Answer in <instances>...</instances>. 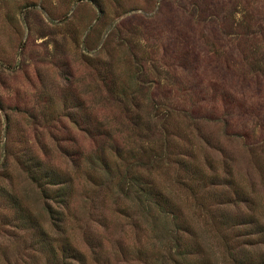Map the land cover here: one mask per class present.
<instances>
[{
	"label": "rangeland",
	"instance_id": "374dc122",
	"mask_svg": "<svg viewBox=\"0 0 264 264\" xmlns=\"http://www.w3.org/2000/svg\"><path fill=\"white\" fill-rule=\"evenodd\" d=\"M0 264H264V0H0Z\"/></svg>",
	"mask_w": 264,
	"mask_h": 264
},
{
	"label": "trees",
	"instance_id": "16d2710c",
	"mask_svg": "<svg viewBox=\"0 0 264 264\" xmlns=\"http://www.w3.org/2000/svg\"><path fill=\"white\" fill-rule=\"evenodd\" d=\"M53 183L54 182H57V181H52ZM45 192V191H44ZM67 192V185H63L61 188L58 187V190L55 191V193L57 194V197H60L59 200L64 197V193ZM68 192H69V187H68ZM50 213H51V216L53 215L54 210L52 208H50ZM55 216V214H54ZM57 216V215H56ZM68 250L70 251V249L68 248Z\"/></svg>",
	"mask_w": 264,
	"mask_h": 264
}]
</instances>
